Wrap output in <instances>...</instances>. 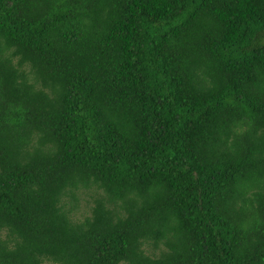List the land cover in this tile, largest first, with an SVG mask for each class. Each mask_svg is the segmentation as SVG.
I'll use <instances>...</instances> for the list:
<instances>
[{
    "label": "trees",
    "instance_id": "1",
    "mask_svg": "<svg viewBox=\"0 0 264 264\" xmlns=\"http://www.w3.org/2000/svg\"><path fill=\"white\" fill-rule=\"evenodd\" d=\"M44 261L264 264V0H0V264Z\"/></svg>",
    "mask_w": 264,
    "mask_h": 264
},
{
    "label": "rangeland",
    "instance_id": "2",
    "mask_svg": "<svg viewBox=\"0 0 264 264\" xmlns=\"http://www.w3.org/2000/svg\"><path fill=\"white\" fill-rule=\"evenodd\" d=\"M76 193H77L79 202H78L76 209L73 212V217L75 219H80L87 213V210H88L87 205L89 204V202H87L88 199L84 193H82L80 191H78ZM144 249L146 252H149L151 250V247L150 246H144ZM42 264H53V263L48 262V261H44Z\"/></svg>",
    "mask_w": 264,
    "mask_h": 264
}]
</instances>
